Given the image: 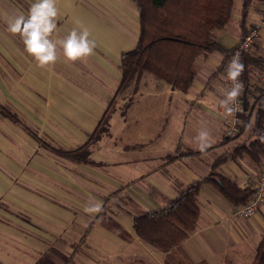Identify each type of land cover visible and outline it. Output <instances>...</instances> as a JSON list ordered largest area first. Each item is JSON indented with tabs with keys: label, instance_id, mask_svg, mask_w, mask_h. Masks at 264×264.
<instances>
[{
	"label": "crops",
	"instance_id": "crops-1",
	"mask_svg": "<svg viewBox=\"0 0 264 264\" xmlns=\"http://www.w3.org/2000/svg\"><path fill=\"white\" fill-rule=\"evenodd\" d=\"M32 2L0 0V236L9 237L5 243L41 252L52 264H252L264 237V204L251 217L236 216L239 206L207 179L221 175L253 189L264 165L246 154L233 155L254 136L257 101L264 94V31L246 56L257 65L244 97L245 126L236 138L225 133L230 115L218 91L225 87L226 53L264 18V0L253 3L245 23L235 0L230 22L215 32L226 53L195 60L188 92L145 75L136 94L118 93L122 56L135 50L140 35L134 0H57L53 39L87 29L97 46L83 62L66 61L58 46L56 63L44 68L7 28V19L27 13ZM128 98L125 108L111 107ZM107 110L106 131L88 159L63 155L86 145ZM202 127L212 136L205 151L196 140ZM197 182H202L200 213L186 239L164 252L136 235L135 217L163 211ZM90 202H101L102 211L85 213Z\"/></svg>",
	"mask_w": 264,
	"mask_h": 264
},
{
	"label": "trees",
	"instance_id": "trees-1",
	"mask_svg": "<svg viewBox=\"0 0 264 264\" xmlns=\"http://www.w3.org/2000/svg\"><path fill=\"white\" fill-rule=\"evenodd\" d=\"M134 1L139 11L140 35L135 50L122 56V77L118 93L131 90L136 94L145 75H151L181 92H188L196 77L195 60L214 51L226 53L216 41L215 32L224 29L230 22L235 0ZM255 1L257 0H240L244 23ZM230 53L231 51L226 53V59ZM243 63L245 70L240 78L247 94L250 89L251 67L257 64L248 57H245ZM257 105L254 136L239 145L233 151V155L246 154L254 162L262 163L264 161V94L257 101ZM110 112L107 110L86 145L76 151L65 152L63 155L74 160L86 161L92 144L106 131ZM242 119L246 120L245 115H242ZM244 126L242 123L239 134ZM207 180L211 181L235 206L247 204L253 195V189H241L234 181L221 175L211 174ZM201 186L202 182L194 183L163 211L135 217L133 229L136 235L152 247L164 252L186 239L195 230L199 218L198 196ZM252 264H264V237Z\"/></svg>",
	"mask_w": 264,
	"mask_h": 264
},
{
	"label": "clouds",
	"instance_id": "clouds-1",
	"mask_svg": "<svg viewBox=\"0 0 264 264\" xmlns=\"http://www.w3.org/2000/svg\"><path fill=\"white\" fill-rule=\"evenodd\" d=\"M57 0H33L27 13H20L7 19V28L13 35H19L26 52L37 62L39 67L55 64L58 55L57 47L63 50V57L68 62L85 61L94 54L96 41L91 38L87 29H72L65 38L53 39L57 30ZM245 65L241 53L235 52L226 67V79L230 87H218L224 97L221 106L228 115L239 107L237 101L244 92V83L240 79ZM198 148L205 151L212 141L210 131L202 127L196 136ZM84 212L96 214L102 211L101 202H90Z\"/></svg>",
	"mask_w": 264,
	"mask_h": 264
},
{
	"label": "built area",
	"instance_id": "built-area-1",
	"mask_svg": "<svg viewBox=\"0 0 264 264\" xmlns=\"http://www.w3.org/2000/svg\"><path fill=\"white\" fill-rule=\"evenodd\" d=\"M264 31V18L258 22L253 24L247 31V33L242 37L239 44L231 51L228 59L225 63V71H224V79H225V88L230 87V82L226 79V67L231 60L233 54L237 51L241 53L242 62H244L245 57L248 53L253 49L254 45L258 41L261 36V33ZM241 79V78H240ZM245 85L244 92L241 97L238 98V109L230 115L229 123L226 127V135L230 138L236 137L240 133L241 125H242V115L245 113ZM264 204V165L261 168L260 175L257 183L253 188V195L250 201L242 206H239L235 215L239 217H251L253 216L259 208Z\"/></svg>",
	"mask_w": 264,
	"mask_h": 264
},
{
	"label": "rangeland",
	"instance_id": "rangeland-1",
	"mask_svg": "<svg viewBox=\"0 0 264 264\" xmlns=\"http://www.w3.org/2000/svg\"><path fill=\"white\" fill-rule=\"evenodd\" d=\"M130 94H132V92ZM122 96L123 94L120 95V99L122 98ZM131 100H132L131 98H128L126 99L125 102L115 101L111 107L116 108L120 106L122 108H125V106H127V104ZM5 241H9V237L5 239L0 236V264H52V263H48L43 258V254L41 252L31 251L26 246L20 244L14 246L13 248L12 246L6 244ZM125 264H135V263H125Z\"/></svg>",
	"mask_w": 264,
	"mask_h": 264
}]
</instances>
